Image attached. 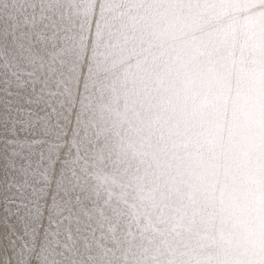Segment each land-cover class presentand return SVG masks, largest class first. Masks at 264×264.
I'll list each match as a JSON object with an SVG mask.
<instances>
[{"label":"bare ground","instance_id":"1","mask_svg":"<svg viewBox=\"0 0 264 264\" xmlns=\"http://www.w3.org/2000/svg\"><path fill=\"white\" fill-rule=\"evenodd\" d=\"M155 2L0 0V264H228L173 161L167 54L131 40ZM240 14L264 0H198L177 26Z\"/></svg>","mask_w":264,"mask_h":264},{"label":"clouds","instance_id":"2","mask_svg":"<svg viewBox=\"0 0 264 264\" xmlns=\"http://www.w3.org/2000/svg\"><path fill=\"white\" fill-rule=\"evenodd\" d=\"M198 0L140 7L131 40L167 55L165 79L173 161L186 171L194 207L214 219L228 264L264 257V15L208 24L192 39L177 26ZM211 33V40L208 34Z\"/></svg>","mask_w":264,"mask_h":264},{"label":"snow or ice","instance_id":"3","mask_svg":"<svg viewBox=\"0 0 264 264\" xmlns=\"http://www.w3.org/2000/svg\"><path fill=\"white\" fill-rule=\"evenodd\" d=\"M52 111L54 112V111H55V109L53 108V109H52Z\"/></svg>","mask_w":264,"mask_h":264}]
</instances>
